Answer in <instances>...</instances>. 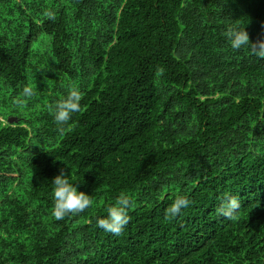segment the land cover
Segmentation results:
<instances>
[{
    "label": "trees",
    "instance_id": "obj_1",
    "mask_svg": "<svg viewBox=\"0 0 264 264\" xmlns=\"http://www.w3.org/2000/svg\"><path fill=\"white\" fill-rule=\"evenodd\" d=\"M230 29L264 39V0H0V264H264V57ZM61 171L93 204L57 221Z\"/></svg>",
    "mask_w": 264,
    "mask_h": 264
},
{
    "label": "clouds",
    "instance_id": "obj_2",
    "mask_svg": "<svg viewBox=\"0 0 264 264\" xmlns=\"http://www.w3.org/2000/svg\"><path fill=\"white\" fill-rule=\"evenodd\" d=\"M49 18H54L51 13ZM226 39L234 50H240L251 44L253 51L259 56L264 57V39L255 43L250 41L249 34L246 30L230 29L226 33ZM35 95V90L31 86L23 89V99H31ZM23 99L18 104L23 106ZM82 93L75 85H69L67 95L61 98L50 109L52 111L54 121L61 126L68 125L72 120L74 113L81 110ZM53 208L52 216L55 220H63L67 215H76L84 212L92 206L93 201L90 195L83 191H79L76 184L73 183L65 172L61 171L53 180ZM190 201L179 196L173 200L166 209V218H174L181 214L182 210L187 208ZM131 205L130 197L127 193L121 192L115 198L113 204L107 208V216L98 218L97 227L113 235L119 236L129 222L128 209ZM240 208V200L238 197L230 196L226 198L217 211L226 218L231 216Z\"/></svg>",
    "mask_w": 264,
    "mask_h": 264
},
{
    "label": "water",
    "instance_id": "obj_3",
    "mask_svg": "<svg viewBox=\"0 0 264 264\" xmlns=\"http://www.w3.org/2000/svg\"><path fill=\"white\" fill-rule=\"evenodd\" d=\"M9 121H16V119L15 118H10Z\"/></svg>",
    "mask_w": 264,
    "mask_h": 264
}]
</instances>
